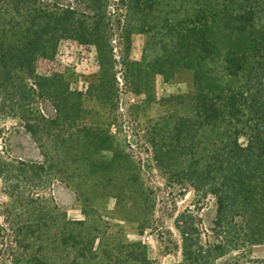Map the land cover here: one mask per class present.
Listing matches in <instances>:
<instances>
[{"label":"rangeland","instance_id":"374dc122","mask_svg":"<svg viewBox=\"0 0 264 264\" xmlns=\"http://www.w3.org/2000/svg\"><path fill=\"white\" fill-rule=\"evenodd\" d=\"M99 1L100 50L63 37L29 70L17 61L0 66V264H264V242L241 241L242 209L218 226L215 195L185 178L222 130H179L180 121L195 119L194 71L178 59L164 62L162 19L168 12L183 21L187 3ZM10 15L1 10L0 48L18 55L31 12L12 13L15 25ZM222 64L206 66L227 83ZM182 231L199 242L195 254L182 250ZM233 235L237 248L227 242Z\"/></svg>","mask_w":264,"mask_h":264},{"label":"trees","instance_id":"16d2710c","mask_svg":"<svg viewBox=\"0 0 264 264\" xmlns=\"http://www.w3.org/2000/svg\"><path fill=\"white\" fill-rule=\"evenodd\" d=\"M84 1L88 6L76 9L60 6L53 0H0V13L2 10L11 14L12 25L17 23L12 13L19 14L23 8L31 12L23 28L18 55L14 54L15 47L5 44L2 51L0 48V66L5 69L17 61V65L29 70L37 56L53 53L57 41L63 37L92 42L100 50L105 17L100 9L102 3ZM170 1L187 3L182 8L186 16L179 22L172 21L168 12L165 13L167 16L162 21L169 50L164 51L163 60L169 63L181 60L182 65L194 71L195 119L187 117L180 121L179 130L182 127L222 129L211 140L216 146L208 151L207 158L198 157L189 163L185 178L195 185L207 184L201 188L203 192L215 195V224L223 226L235 208L242 209L248 229L242 243H263L264 24L258 22V15L264 11V0ZM217 25L222 32V48L215 37ZM194 58L199 61L196 67L192 66ZM219 59L224 73L231 79L227 83L211 77L212 70L206 66ZM240 137L244 138L243 143L239 142ZM251 217H254L253 225ZM181 237L182 250L195 254L199 242H194L186 231H182ZM241 241L233 235L227 242L237 248ZM222 243L218 240L215 247H223Z\"/></svg>","mask_w":264,"mask_h":264}]
</instances>
